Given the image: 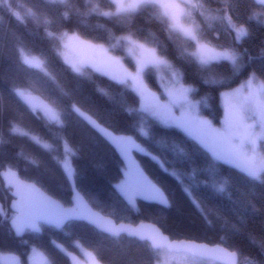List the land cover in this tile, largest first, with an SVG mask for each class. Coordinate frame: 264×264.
I'll return each instance as SVG.
<instances>
[{"label": "trees", "instance_id": "1", "mask_svg": "<svg viewBox=\"0 0 264 264\" xmlns=\"http://www.w3.org/2000/svg\"><path fill=\"white\" fill-rule=\"evenodd\" d=\"M112 6L111 0H0V170L12 166L70 204L71 168L77 188L89 202L118 221H152L172 238L220 243L238 252L240 264H264V176L257 179L216 160L176 126L149 118L142 133L138 93L90 67L73 70L57 50L71 32L106 45L131 33L181 71L183 82L195 88L194 97L205 98L203 116L219 125L222 91L251 74L264 83V6L253 0H205L201 12L211 27L206 39L198 40L238 55L236 62L221 59L207 64L191 54L193 48L181 51L167 41L154 46L163 34L147 10L131 15L136 8L109 18L112 13L106 9ZM112 50L134 66L122 43ZM24 54L40 58L43 68L26 63ZM145 77L160 90L153 70L147 69ZM23 91L44 97L58 113L57 121L24 104L18 97ZM77 109L145 148L147 153L135 151L136 156L167 193L168 203L147 199L129 203L117 188L124 177L121 153ZM64 140L73 151L68 167L61 164ZM10 201L9 189L0 179V253H17L23 262L31 248H39L48 264H73L62 247L81 254L80 245L92 250L102 264H158L162 258L163 249L146 240L111 236L79 220L63 227L42 224L38 232L16 236L9 225L14 214Z\"/></svg>", "mask_w": 264, "mask_h": 264}, {"label": "rangeland", "instance_id": "2", "mask_svg": "<svg viewBox=\"0 0 264 264\" xmlns=\"http://www.w3.org/2000/svg\"><path fill=\"white\" fill-rule=\"evenodd\" d=\"M144 0H116L118 11L129 14ZM167 4L168 12L177 20L184 14L180 0H162ZM187 36L196 41L191 54L201 63L226 59L236 62L238 55L231 49L218 48L205 41H199L191 27L181 26ZM122 43L126 54L134 60L130 66L122 55L112 48ZM63 60L77 72L86 67L105 74L140 95L137 110L141 112L143 122L140 131L146 133L145 122L153 118L163 125L176 126L205 147L216 160L226 161L246 174L262 179L264 176V83L255 74H251L234 88L222 91L220 101L223 117L219 125H214L201 113L205 98L194 97V87L182 80L181 71L157 50L135 37L131 33L121 35L112 45L87 39L77 32H71L59 42L57 49ZM23 60L43 68L40 58L22 55ZM154 71L161 87H151L145 77V71ZM78 112L99 131H101L121 153L124 177L117 183L118 190L136 205L138 199L156 200L168 203L167 193L153 181L140 164L136 152L147 153L134 138L117 133L95 120L87 112ZM57 113V112H56ZM58 115V113H57ZM59 117V115H58ZM1 136V133H0ZM35 141L38 137L30 135ZM47 148L50 144L43 143ZM64 154L61 164H71L72 148L63 141ZM136 151V152H135ZM62 247V246H61ZM81 254L63 250L73 264H102L94 252L81 246ZM158 264H209L187 253L161 251ZM49 258L39 248H31L25 261L19 264H48Z\"/></svg>", "mask_w": 264, "mask_h": 264}, {"label": "water", "instance_id": "3", "mask_svg": "<svg viewBox=\"0 0 264 264\" xmlns=\"http://www.w3.org/2000/svg\"><path fill=\"white\" fill-rule=\"evenodd\" d=\"M253 1L264 6V0ZM18 97L29 108L41 110L52 122L57 121L55 110L40 94L23 91L18 94ZM67 175L72 190L70 204L63 203L35 180L21 176L12 166H6L0 170V179L11 195L9 206L14 214L9 220V225L16 236L23 235L26 231L38 232L42 224L63 227L72 220H79L111 236L126 235L146 240L155 249L187 253L220 264H240L238 252L223 244H211L188 238H172L152 221L141 220L134 223L114 219L95 208L77 188L71 168L67 169ZM20 262L21 257L17 253H0V264H19Z\"/></svg>", "mask_w": 264, "mask_h": 264}, {"label": "clouds", "instance_id": "4", "mask_svg": "<svg viewBox=\"0 0 264 264\" xmlns=\"http://www.w3.org/2000/svg\"><path fill=\"white\" fill-rule=\"evenodd\" d=\"M112 8L106 9L112 13V17H122L124 14L119 12L116 0H111ZM184 8V14L177 20L168 12V5L162 0H144L141 7L137 8L131 15H136L142 10H147L152 20L159 25L163 39L156 42L154 46L160 47L165 41L174 44L178 50L194 48L196 41L187 36L182 27H191L197 39H206V30L211 27V21H205L201 8L205 6V0H180ZM218 18V17H217Z\"/></svg>", "mask_w": 264, "mask_h": 264}]
</instances>
